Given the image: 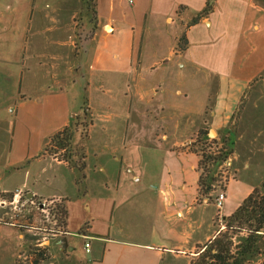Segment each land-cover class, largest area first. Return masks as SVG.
<instances>
[{
  "label": "crops",
  "instance_id": "0c3cea01",
  "mask_svg": "<svg viewBox=\"0 0 264 264\" xmlns=\"http://www.w3.org/2000/svg\"><path fill=\"white\" fill-rule=\"evenodd\" d=\"M207 1L96 0L97 30L75 57L68 21L83 0H0V264L28 247L3 203L17 191L64 203L66 234L41 245L50 264H190L214 236L190 147L203 128L228 132L243 99L261 110L264 0H216L191 24ZM83 109L79 172L46 150ZM237 183L223 217L259 186L241 195Z\"/></svg>",
  "mask_w": 264,
  "mask_h": 264
},
{
  "label": "trees",
  "instance_id": "16d2710c",
  "mask_svg": "<svg viewBox=\"0 0 264 264\" xmlns=\"http://www.w3.org/2000/svg\"><path fill=\"white\" fill-rule=\"evenodd\" d=\"M83 2L86 5V10L93 14L94 20L97 14L96 0H83ZM215 3L216 0H208L205 9L197 14L191 24H196L202 18L207 17L214 10ZM184 42L183 38L182 46H184ZM83 117V119L80 116L77 117L71 125L54 135L46 150L50 156H57L59 160L68 163L79 172L84 171V156L78 154V151L74 149V138L81 129L87 132L92 124L91 120L88 123L83 122L89 117L86 109H83ZM235 132L236 129L232 125L228 132L217 140L211 139L208 129L203 128L191 143L190 149L198 152L201 156L199 203H202L204 199L212 200L211 193L215 190L217 182L215 172L219 166L225 164L232 157ZM214 146L216 150L211 151ZM206 148H209V151ZM73 156L79 158L78 163L72 164L69 161ZM4 196L8 197L9 195ZM58 210L61 214V223L66 225L67 212L64 205L58 206ZM223 220L224 226L218 229L208 242L197 246L190 264H255V259L262 255L260 247L264 240V179L260 186L256 187L232 214L223 217ZM47 260H49L47 253L45 250H41L35 263ZM260 264H264V260Z\"/></svg>",
  "mask_w": 264,
  "mask_h": 264
},
{
  "label": "rangeland",
  "instance_id": "374dc122",
  "mask_svg": "<svg viewBox=\"0 0 264 264\" xmlns=\"http://www.w3.org/2000/svg\"><path fill=\"white\" fill-rule=\"evenodd\" d=\"M76 13L75 19L73 21H68L71 28V35L75 36L74 41L76 43L73 54L75 57L78 55V51L83 48L84 44L88 43V41H91L97 30V14L93 20V14L86 10V5L84 2ZM85 15L88 16L86 20L84 17ZM253 106H255L254 103L251 105L250 102L246 103L245 99H243L234 119L233 125L240 137L239 140L236 141L234 146V154L232 155L233 165L236 172L234 169L225 166V164L220 166L223 170L226 169V171H228L227 176L229 178H231V176H237V185L240 188L241 195L245 194V192L253 186H260L264 179V151L261 150L262 140H264V131H262V137H260V141L257 143V146L248 145L251 143V140H253L254 135H256L258 132L259 117H262L261 125L262 128H264V104L259 105L261 109L260 111H258V109ZM80 117L81 119L84 118L82 112ZM89 117L83 122L88 123L92 119H89ZM88 129L87 132L81 129L74 138L73 147L80 155H83L81 153L82 145L87 139ZM209 137L211 139H215L216 133L213 136L209 135ZM206 149L209 151V148ZM215 150L216 147L214 146L211 151ZM69 161L72 164H76L78 163L79 158L73 156ZM247 161L249 166L246 165ZM220 171L221 170L218 167L215 174L218 175ZM220 176L221 175L216 178L219 182L215 183V190L211 193V202L214 205L215 198L218 196V194L222 191H226V186H223V184L220 182ZM205 200L209 201L208 199ZM5 201L7 203L6 211L8 213V222L15 224L21 230V232L26 236V241L28 244V247L19 255L20 257L17 259V264H36L35 261L38 258L39 251L41 250H45L49 260L40 261L38 264H50L51 255L48 249L42 247L41 245H45L49 239L54 238V236L43 233L45 229L55 226L53 212H50L49 215L48 213L44 214L38 210L36 206L38 203H42L43 200L40 201L39 199H32V201H29V199L24 195H21L20 198H15L14 194H11L8 197H5ZM57 214L59 215V213ZM222 215L223 214H221V210L218 209V214L214 221L215 232L224 226ZM21 225L23 227H21ZM260 249L262 255L255 259V264H260L264 260V240L261 242Z\"/></svg>",
  "mask_w": 264,
  "mask_h": 264
},
{
  "label": "built area",
  "instance_id": "2783aa9c",
  "mask_svg": "<svg viewBox=\"0 0 264 264\" xmlns=\"http://www.w3.org/2000/svg\"><path fill=\"white\" fill-rule=\"evenodd\" d=\"M219 169L221 171L218 173V175L215 174V178H217V177H219V175H221L220 176V182L223 184V186L224 185L226 186L227 182L229 180V177L227 176L228 171H226V169L223 170L222 167H220ZM217 182H219V181H217ZM21 195H22L21 191H17L14 194L15 198H20ZM31 200L32 199H29V201H31ZM225 200H226V194H225V191H222L215 198V205H216L217 209L222 210ZM3 203L7 205L6 201H4ZM61 205H64V203L61 199L43 200L42 203L40 202L39 204L36 205L38 210H40L44 214L48 213V215H49L50 212H53V216L55 218V224L54 225L56 227L54 226V227H50L49 229H45L43 231V233H45L47 235L54 236V237L63 236L66 234L65 225L63 223H61V221H60L61 220V218H60L61 214L59 213V210H58V206H61ZM57 213H59V215ZM57 223H58V225H57ZM21 227H23V226L21 225ZM42 230H40V231H42ZM89 247H90V245L87 244L86 245L87 252H89Z\"/></svg>",
  "mask_w": 264,
  "mask_h": 264
},
{
  "label": "water",
  "instance_id": "95a60500",
  "mask_svg": "<svg viewBox=\"0 0 264 264\" xmlns=\"http://www.w3.org/2000/svg\"><path fill=\"white\" fill-rule=\"evenodd\" d=\"M210 135L213 136V135H214V131H211V132H210Z\"/></svg>",
  "mask_w": 264,
  "mask_h": 264
},
{
  "label": "bare ground",
  "instance_id": "6f19581e",
  "mask_svg": "<svg viewBox=\"0 0 264 264\" xmlns=\"http://www.w3.org/2000/svg\"><path fill=\"white\" fill-rule=\"evenodd\" d=\"M214 135H215V132H214Z\"/></svg>",
  "mask_w": 264,
  "mask_h": 264
}]
</instances>
